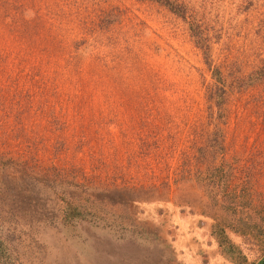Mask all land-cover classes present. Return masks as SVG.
I'll list each match as a JSON object with an SVG mask.
<instances>
[{"label":"rangeland","instance_id":"1","mask_svg":"<svg viewBox=\"0 0 264 264\" xmlns=\"http://www.w3.org/2000/svg\"><path fill=\"white\" fill-rule=\"evenodd\" d=\"M182 1L205 25L206 57L150 0H0L11 264H235L211 218L173 203L206 202V171L226 162L254 172L261 207L247 218L264 221V0ZM140 186L158 191L133 199ZM228 236L246 264L260 256L252 237Z\"/></svg>","mask_w":264,"mask_h":264},{"label":"trees","instance_id":"2","mask_svg":"<svg viewBox=\"0 0 264 264\" xmlns=\"http://www.w3.org/2000/svg\"><path fill=\"white\" fill-rule=\"evenodd\" d=\"M156 4L165 7L169 12L180 18L187 26L190 37L193 39L196 46L204 49V56L207 55V45L205 44L206 38L204 34V24L201 22V17L198 13L189 11L186 4L182 0H150ZM259 75V74H258ZM259 78V77H258ZM256 79V78H255ZM238 83V82H237ZM249 86L247 82H239L235 88L237 91H242ZM224 87L221 88L223 91ZM210 92L218 91L216 89H209ZM222 93L216 94V102L218 106L221 105ZM231 162H226V168L219 170L218 167L213 170H207L204 180L203 189L204 198L206 202L200 203L188 199L179 200L178 198L173 201L175 205L186 206L197 213L211 218L209 224V234L214 239L218 251L228 260L235 264H246V257L240 248L233 243L228 234L230 232L250 236L254 239L255 244L260 248V256L252 261L250 264H264V221L248 220L247 215H258V210L261 205H254L253 197L255 193L254 172L249 170H239ZM183 179L180 176L177 180ZM176 180V179H175ZM174 180V181H175ZM168 182L162 184L163 187H169ZM157 187L143 188L135 187L131 190L137 194L133 199L142 200L146 195L143 193L151 192L155 194ZM149 193V195L151 194ZM189 193L185 196H188ZM147 197V196H146ZM264 211V209H262ZM3 243L0 240V264H11L6 255L2 253ZM10 257V255H9Z\"/></svg>","mask_w":264,"mask_h":264}]
</instances>
